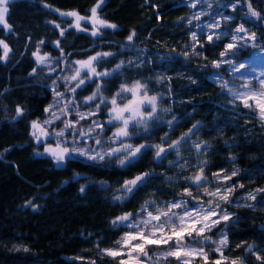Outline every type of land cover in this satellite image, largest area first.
<instances>
[{
    "label": "trees",
    "instance_id": "obj_1",
    "mask_svg": "<svg viewBox=\"0 0 264 264\" xmlns=\"http://www.w3.org/2000/svg\"><path fill=\"white\" fill-rule=\"evenodd\" d=\"M194 1L103 0L98 15L116 27L93 36L87 25L86 30H78L60 13L76 11L87 18L99 0H11L5 20L10 29L0 24V40L10 48L7 59L0 60V264H119L127 255L114 258L102 250L119 247L117 241L138 228L113 221L131 214L132 223L137 224L146 218L152 203L168 210L169 203L180 201L187 209L220 204L219 214L221 209L231 214L229 221L205 233L215 241L227 236L225 264L231 260L264 264V192L256 191L264 189V123L239 102L231 103L234 90L225 85L228 76L213 63L222 61L226 41L190 49L195 22L191 15L206 4L203 0L189 6ZM239 2L250 3L264 16V0ZM246 26L264 44V19L256 17ZM104 52L112 55L98 59L94 66L97 73L109 75H97L76 87L91 77L82 73L72 79L77 63ZM41 54L48 61L38 63L36 57ZM242 54L247 57L245 50ZM136 81L147 83L149 96L160 95L161 109L150 128L131 130L129 142L163 147L181 140L180 156L171 146L170 154L157 163L154 149L147 148L122 166L107 155L114 146V127L107 113L110 99L121 85ZM17 107L22 114L17 115ZM56 113L63 116L56 118ZM33 121L52 130L67 122L94 128L104 160L76 156L56 165L45 154L46 144L33 136ZM87 145L93 147L92 140ZM201 169L206 179L198 186L187 178ZM145 172H152V177L134 192H123L129 196L119 200L122 192L117 190L122 184ZM216 187L234 189L230 203L205 194V188L215 192ZM249 194L256 199H249ZM173 243L147 246L153 259L164 261L149 264H181L183 259L205 264L199 256L161 257ZM183 243L201 246L188 237ZM204 249L207 264L220 258L216 244Z\"/></svg>",
    "mask_w": 264,
    "mask_h": 264
},
{
    "label": "snow or ice",
    "instance_id": "obj_2",
    "mask_svg": "<svg viewBox=\"0 0 264 264\" xmlns=\"http://www.w3.org/2000/svg\"><path fill=\"white\" fill-rule=\"evenodd\" d=\"M11 2V0H0V24L4 26V28H9L10 26L5 22V17L6 14L8 13V5ZM103 0H99L96 6L91 8V17L88 19L93 21V28L96 29V24L101 25L102 27H108V28H115L116 25L114 24H109L107 21L99 19L97 17V9L100 7V3H102ZM239 2V0H237ZM47 6V5H46ZM233 9L235 10L236 5H232ZM249 14L251 16L257 17L259 19H264V16H261L260 13L255 11L251 4L249 3ZM61 16H70V17H75L76 19V24L75 27L78 30H86V29H81L80 28V23L79 21L84 20L85 17L80 16L78 12L76 11H70V12H61ZM196 19H199V16L195 17ZM225 20H230L231 17H224ZM59 27V25H57ZM208 28L215 29L219 27L218 22H213L207 25ZM244 32L246 33L247 30L244 28V25L241 24L237 29L236 33H241ZM98 34V30H93L92 35L95 36ZM61 35H63V30H61ZM135 33L133 32L130 34L127 39L129 41H132L133 36ZM220 37L217 36L216 39H219ZM192 39L196 40V33L192 34ZM208 41L213 40L212 35H208L207 37ZM248 39L255 41L256 39V34L254 32L250 33L248 35ZM232 40L236 41L237 36L234 34L232 36ZM58 43V42H57ZM243 46V45H241ZM255 46V45H253ZM0 47L3 48V54L0 55V60H6L8 53L10 52V48L8 47L7 43H5L4 40H0ZM237 45L235 43H229L225 46L226 51L221 52L220 55L223 57L227 54L228 50H232L236 48ZM186 54V53H185ZM34 55H36L34 53ZM112 55L109 52H104V53H97L95 56L89 57V60L87 62H79V63H86L90 67V71L92 73H95L98 76H107L109 73L107 72H96L95 67H91L93 61H97L98 59L102 57H107ZM38 62H42V58L38 57ZM123 63V62H122ZM214 66L219 67V62H213ZM228 63L231 65L232 61L229 60ZM120 67V65H117V69ZM245 65L242 63L238 67H236L234 70L239 71L240 69L244 68ZM35 71V69H33ZM254 71V69H253ZM261 76H264V72L261 73ZM76 77H73L75 79ZM84 81L81 80L80 83L82 84ZM261 85V91L259 93H250L245 96L244 99V106L245 107H251V105L248 103L249 98L253 99L256 104V108L258 109L259 112V117L261 121H264V79H261L259 81ZM79 86V85H77ZM247 86V85H246ZM147 85L146 84H141L140 81H136L134 85L129 88L126 85H121V89L124 92H131L133 95V99L129 100L128 104L124 105L122 108L121 107H115L113 108V112H115V115L112 117L114 120H122L123 126L122 127H117L116 132L114 135L116 137H128L131 135L129 132V124L130 122H135L137 125L143 124L145 128L147 127V121L145 119V116L148 118L153 117V115L156 113L157 107H156V96H148L147 92H144V95L142 97L138 96V92L141 89H146ZM74 91V89H73ZM97 91H99V86L97 87ZM56 95H60L59 93H56ZM96 93L93 94V96H90L87 98L88 101H91L95 98ZM119 95V94H118ZM111 103L113 105H116L117 101L115 98L112 99ZM149 104L151 106L150 111H141V106L143 104ZM98 107V106H97ZM17 115L22 114V109L20 107H17L16 109ZM47 111V109H46ZM125 112H130L131 115H129L127 118L124 117L123 113ZM82 119L84 117H81ZM139 118V119H137ZM111 122V121H110ZM47 123V121H46ZM70 123H66L65 127H70ZM38 127V124L36 121H33V128ZM102 127V126H101ZM195 127V126H193ZM191 131V130H189ZM58 135H63V131L58 133ZM187 136V133L185 134ZM183 139V137H182ZM97 144L100 143L99 140L96 141ZM179 143L178 141H174L173 145ZM173 145H170L173 146ZM59 147V145H58ZM124 149L131 150L128 151V155L125 157V159H121L119 162L121 165L125 163V160L128 159V157H135L142 148H144V145H140L138 147L133 148L131 144H127L123 146ZM157 148V156H160L162 152L165 150L160 146L156 145ZM197 148H199V145H196ZM46 151H50V149H45ZM119 149H114L112 152L107 153V155L111 156L116 152H119ZM74 152H79L80 155L86 156L87 159L89 160H104L105 156L96 153V154H89V152L85 149H68V148H61L59 152H53V156L56 158L58 162H63L66 158L67 155H71V153ZM201 173L203 172V169L200 170ZM237 173L234 171L232 175H236ZM144 175H147L145 173ZM219 178L218 173L214 174ZM224 180H229L231 179V176H224ZM142 176H137L132 180H128L124 182L125 189L129 192L132 191V186H135L138 181L142 180ZM187 179L195 182L198 186L200 183L206 179V177H203L201 174H197L194 177H188ZM240 187H243V185H240ZM234 189L232 187H226L223 191H221L220 188H217L215 192H209L207 188L204 189L205 194L210 195L212 197H218L220 201H224L225 203H230L231 201L229 200V196L232 193ZM81 191H83V188H81ZM257 192H264V189H257ZM185 193L188 196H192V193L188 190L185 189ZM249 199L255 200L256 197L252 194H249ZM212 201H209V204H211ZM239 206V205H237ZM247 207H254L253 205H246ZM184 207L185 211L183 214H178L176 212H172L171 209L173 208H181ZM220 204H216L215 208H209V209H204L203 207L198 208L195 210V215L192 210L187 209V205L184 201L180 202H172L167 205L168 210L164 211L161 209H157L156 215H153L152 212H148V217L150 219L143 220L140 223L144 225L143 229L139 228V224H129L128 227H136L138 228V231L135 233H125L124 236L121 238V241H117V244H119L121 247L127 246L128 251L127 253H122L119 249H103L102 252L105 253L108 256L111 257H118L121 255H127L128 259H122L120 260L119 264H149V261H151L152 257L149 255L148 251H146V247L149 245H169L170 242H174L173 246L169 247V249L166 252L160 253L159 255H163L165 257H176L178 260H180L181 256L184 257H195L199 256L201 257L205 264L208 262V253L204 250V242L211 241V238L206 236L205 233L207 231H211L213 227L216 225H219L221 221L227 222L231 219V214L227 213L225 210L221 209L223 214H219L216 211V208H220ZM131 214H125L124 216L117 217L116 221H113V224L116 225L118 222H125L129 221ZM164 218L163 221L161 218ZM215 217V219H214ZM175 218V219H174ZM152 221H158L159 223L157 224H152ZM199 225V227H198ZM147 229V232L145 231ZM158 234V235H157ZM185 237L192 238L194 241L198 242L201 244L199 248H192L189 245L183 243L185 240ZM202 240L198 239L201 238ZM140 241L139 243L133 244L132 241ZM211 243L216 244V249L218 253H220V258L212 261V264H225V262L228 260V258L223 256V248L227 245V236L224 235L223 238L219 241H211ZM27 250V249H25ZM249 251H252V246H249ZM133 253H136L137 255H133ZM140 256H143L145 259L141 260ZM257 259L260 260L262 259L260 256H257ZM92 264H95V262H92ZM181 264H191V261L189 259H183L181 260ZM230 264H237V260H231Z\"/></svg>",
    "mask_w": 264,
    "mask_h": 264
},
{
    "label": "rangeland",
    "instance_id": "obj_3",
    "mask_svg": "<svg viewBox=\"0 0 264 264\" xmlns=\"http://www.w3.org/2000/svg\"><path fill=\"white\" fill-rule=\"evenodd\" d=\"M206 1V4L194 9V12L191 15V18L195 21L194 22V28L192 31L193 33H196V40H193L191 38V45H190V49H194V50H198V49H203L205 47V42H208L209 44L215 43V42H220L222 40L226 41V45L229 43H235L237 45L236 48L232 49V50H228V52H230V57H228L227 55L222 57V61L219 62V67H217V69L222 70L224 73L227 74V78H228V82L225 84L228 88H231V91L234 90L232 93V97H233V101L231 103H235L239 102L242 106H244V99L245 96L250 94V93H259L261 91V85L259 83V81L261 79H264V76H261V73L264 72V44H261V42H259L257 40V38L255 39V41L249 40L248 39V35L251 32V29L249 26H246V21L252 20L254 21L256 19V17L251 16L249 14V4L248 3H241V2H236V1H230V0H204ZM208 1H213L211 4H209ZM203 3V0H196L194 2H192V4H189V6L193 7V6H197L199 4ZM101 4V3H100ZM235 4V10L233 9L232 5ZM98 10V9H97ZM7 15V14H6ZM199 16V19H196L195 17ZM65 19H70L72 22V25L75 27L76 24V19L75 17H70V16H62ZM91 17V15H90ZM97 17L99 19H102L99 17L98 12H97ZM224 17H231L230 20H225ZM89 17L85 18L84 20L79 21L80 23V28L84 29V25H87L89 28H91V33L93 30H98V34H101V30H105V29H115V28H108V27H102L99 24H96V29L93 28V21L88 19ZM249 19V20H248ZM6 20V17H5ZM103 20V19H102ZM6 22V21H5ZM213 22H218L219 23V27L215 28V29H211L208 28L207 25ZM244 25V28L247 30L246 33L241 32V33H236V29L241 25ZM2 25V24H1ZM3 26V25H2ZM76 28V27H75ZM237 36V40L233 41L232 40V36L233 35ZM95 35V36H97ZM208 35H212L213 36V40L212 41H208L207 37ZM219 36V39H216V37ZM130 42V41H129ZM243 45V46H241ZM255 45V46H253ZM246 51L247 53V57L245 56V54H242L243 51ZM243 55V56H239L240 58H237V55ZM237 56V57H236ZM40 57L42 58V62H38V63H43L48 61L47 57H45L44 55H38L36 57V59ZM237 58V59H235ZM89 59L85 60V61H81V62H87ZM231 60L232 64L230 65L228 63V61ZM239 60V61H238ZM38 61V59H37ZM95 61L92 62L91 67H95L94 66ZM244 64L245 67L240 69L239 71H235L234 69L236 67H238L240 64ZM254 69V71H253ZM76 71L73 77L77 78L79 77L80 74L82 73H88L91 75V77L89 78V76L87 77V79H82L84 82L81 84L79 83V87L83 86L86 84L87 81H90L91 79H93L94 77H96L97 75L95 73H92L90 71V67L88 64L84 63H77L76 66ZM141 84H146V82L141 81ZM78 83L76 84L77 87ZM134 85V84H133ZM133 85H126L127 87L131 88ZM247 85V86H246ZM148 93V85L146 89H141L138 92V96L142 97L144 95V92ZM99 93V91H98ZM98 93L96 92V95H98ZM119 94V95H118ZM116 94L113 98L116 99L117 103L116 105H113L111 103L112 99H110V108L107 110V113L109 114V119L108 122L113 125V130L111 132V134L113 135V144L114 146L112 148H110L109 150L106 151V153H110L112 152L114 149H119V152L114 153L113 155L109 156V157H116L117 161L119 162L121 159H125V157L128 155V151L131 150H125L124 149V145L127 144H131L133 146V148L138 147L140 145H135L132 142H129V138L128 137H116L114 135V133L117 130V127H122L123 126V122L122 120L118 121V120H114L112 119V117L115 115V112H113V108L115 107H123L124 105L128 104L129 100L133 99V95L131 92H124L122 91V89L119 91V93ZM148 95V94H147ZM149 96V95H148ZM157 97L156 100V113L153 115V117L148 118L147 116H145V119L147 121V127L145 128V126L143 124H139L137 125L135 122H130L129 124V132H131L132 129H134V131H144L147 130L148 128H150V122L152 121V119H154L157 114L158 111L161 109L159 107V97L160 95H155ZM102 98V97H101ZM248 103L251 105V107H245L249 113H253L254 115H256L259 119V112L258 109L256 108V104L255 101L251 98H249ZM151 110V106L147 103L143 104L141 106V111H150ZM65 112H63L64 114ZM124 117L127 118L129 115H131L130 112H125L123 113ZM63 116V115H62ZM60 113H56V118L62 117ZM66 116V115H65ZM139 119V118H137ZM111 121V122H110ZM264 123V121H262ZM70 123V122H67ZM38 127L33 128V124H32V130H33V136L35 137V139L37 140V142L40 143H44L46 144V148L45 149H50V151H46L45 150V154L47 156H51L54 160V162L56 163V165H61L64 164V162L69 159V158H73L76 156H79L78 158H82L85 160H89L87 159L86 156H82L79 154V152H74L71 153V155H67L65 160L63 162H58L56 160V158L53 156V152H59L61 148H68V149H73V148H77V149H85L89 152V154H96V153H100L102 154L103 152L99 151V146H100V137L98 136V133L94 130V128L89 127L86 124H77V125H73L71 124L70 127H61L58 129H46L45 127H43L42 123L37 122ZM61 131H63V135H58V133H60ZM78 134V135H77ZM71 136V137H70ZM92 140L93 143V147H90L89 145H87V142H90ZM99 140L100 143L97 144L96 141ZM179 143L173 145V152L176 155L180 156V150L182 148V144L183 143L181 140L178 141ZM59 145V147H58ZM144 145L145 147L141 149V151L135 156V157H128V159L125 160V163L122 166H125L126 164H128L130 161H132L134 158H136L143 150L150 148V149H154L155 151V155L157 153V148L155 147L156 145H151V144H141ZM89 146V148H88ZM161 146V145H160ZM90 149V151H89ZM175 149V150H174ZM179 150V151H178ZM93 161V160H90ZM96 161V160H95ZM119 165L120 162H119ZM197 174H201L203 177V173L199 172ZM196 174V175H197ZM203 182V181H202ZM201 182V183H202ZM195 183V182H194ZM218 187H216L217 189ZM129 196V193H120L118 194V199L122 200L124 198H127ZM211 201V200H210ZM209 203V201H208ZM211 205H213L211 203ZM149 211L148 212H152L153 215L158 214L157 213V209H161L160 205H157L155 203H152L150 205ZM196 206H194L193 208H188V210H192L194 215H195V209ZM213 208V207H212ZM167 211V210H164ZM172 212H176L178 214H183V212L185 211V208L181 207V208H173V210H171ZM147 212V214H148ZM145 215L146 218H143V220H147L150 219L148 217V215ZM163 217L161 218V220L163 221ZM175 219V218H174ZM142 220V221H143ZM141 222V221H140ZM121 223V222H120ZM123 223L126 224H133L131 217L129 219V221H125ZM159 223L158 221H152V224H157ZM139 225H143L142 223H137ZM199 227V225H198ZM144 225L140 228L143 229ZM138 231V230H136ZM145 231L147 232V229H145ZM135 233V232H133ZM158 235V234H157ZM206 236L211 238V241H215V237L206 234ZM200 240H202L201 238H198ZM211 241H208V243L206 244L204 242V247L208 244L211 243ZM140 241H132L133 244L135 243H139ZM212 244V243H211ZM192 247V246H190ZM192 248H199V246H193ZM115 249H119L122 253H127L128 251V247L124 246V247H117ZM205 250V249H204ZM133 255H137L136 253H133ZM143 256H140V259ZM161 257H164L163 255H161ZM126 259H128V256L126 257ZM142 260V259H141ZM151 262H159V263H163L164 261L162 259H151Z\"/></svg>",
    "mask_w": 264,
    "mask_h": 264
},
{
    "label": "water",
    "instance_id": "obj_4",
    "mask_svg": "<svg viewBox=\"0 0 264 264\" xmlns=\"http://www.w3.org/2000/svg\"><path fill=\"white\" fill-rule=\"evenodd\" d=\"M165 151L164 152H162L161 154H160V156H157L156 155V161H157V163H161L169 154H170V152H171V150H172V147H170V145H168V146H163L162 147ZM145 173H147V175H144ZM145 173H140V174H138V175H136V176H134L133 178H131V179H129V180H132V179H134L135 177H137V176H142L143 177V179L142 180H140V181H138L137 182V184L135 185V186H132V191L131 192H129V191H127L126 189H125V186H124V183L122 184V186L117 190V192H129V193H132V192H134L135 190H137L138 188H140L141 186H143L151 177H152V175H153V173L152 172H145ZM206 244L208 243V241L207 242H205Z\"/></svg>",
    "mask_w": 264,
    "mask_h": 264
}]
</instances>
